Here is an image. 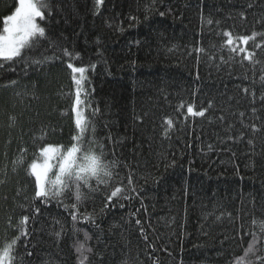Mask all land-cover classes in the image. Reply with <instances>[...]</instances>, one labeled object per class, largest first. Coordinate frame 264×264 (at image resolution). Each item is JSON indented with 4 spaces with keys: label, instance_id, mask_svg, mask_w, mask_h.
Instances as JSON below:
<instances>
[{
    "label": "trees",
    "instance_id": "16d2710c",
    "mask_svg": "<svg viewBox=\"0 0 264 264\" xmlns=\"http://www.w3.org/2000/svg\"><path fill=\"white\" fill-rule=\"evenodd\" d=\"M49 3L46 21L37 20L46 40L25 57L46 62L0 60V250L19 235L23 209L39 207L11 264H78L74 245L85 233L92 251L83 252V264H228L233 253L243 262L231 238L252 218L264 221V37L249 41L260 61L250 64L230 52L224 33H264V0ZM17 6L0 0V34ZM69 63L87 69L82 139L94 125L105 163L117 162L107 186L81 188L87 198L75 222L56 201L34 199L30 168L42 159L39 146L65 150L80 134L73 110L80 74ZM189 105L208 110L193 116ZM129 174L136 191L105 206L106 194L118 181L127 185ZM61 199L75 202L74 189Z\"/></svg>",
    "mask_w": 264,
    "mask_h": 264
},
{
    "label": "snow or ice",
    "instance_id": "6c2138e0",
    "mask_svg": "<svg viewBox=\"0 0 264 264\" xmlns=\"http://www.w3.org/2000/svg\"><path fill=\"white\" fill-rule=\"evenodd\" d=\"M103 3L104 0H96L97 5H102ZM52 7L49 0H18V6L15 8L14 14H10L4 18L5 27L3 28V34H0V60L9 62L19 58L25 63L35 64L37 66L46 62L47 57L43 59H25V57L28 52L41 44V38L46 40L45 26H42L37 20L39 19L41 22H45V11L51 12ZM163 14L160 13V15ZM131 19L135 20L136 18L132 17ZM207 23L211 24V19ZM224 35L227 37L226 45L230 46V52L243 54L241 63L243 61H248L250 64L260 63L255 58V50H250L247 46L249 45V41H254L258 35L264 37V33L253 32L251 35H238L233 38V33L228 31ZM260 47L262 45L259 43L254 45V49H259ZM196 51L203 52L204 49L198 48ZM64 54L70 55L67 50H64ZM209 58L214 59L215 57L210 56ZM220 59H223V57L221 56ZM0 67H3V64H0ZM68 67L72 69L73 73L80 74L79 79L73 77L77 85L73 110L76 113L75 124L80 129V134L72 137V140L76 142L72 143L71 147L66 151L63 150V146L52 144L39 146V155L42 157V162H32L30 168L32 175L35 177L34 199H40L44 203L56 201L69 211L71 219L75 222L79 213L78 206L87 198L86 194L81 191V188L87 187L90 192H96L99 190L100 185L107 186L113 179V171L111 168H115L117 162L111 161L110 163H105L108 155L105 153L103 145H99L97 148L98 141L94 138V125L90 127L91 138L82 139L85 131V121L81 114V105L84 101L81 99L80 86L85 81L84 73L87 69L82 66H74L71 63L68 64ZM261 81H264V76H261ZM11 83L14 84L15 81ZM242 91L255 99V92L250 93L249 88H243ZM261 99L264 101V97H261ZM209 107H211V103ZM207 110L204 108L195 110L191 105L187 107V112L193 116L203 117ZM95 111H98V109L94 110L90 115L94 116ZM252 111L255 112L256 109L253 108ZM240 115L243 116L244 113H240ZM167 123L171 124V119ZM251 127L253 130H256L254 124ZM24 151L27 152V149H24ZM112 154L114 155V150ZM53 176L54 178H52ZM93 181L95 182V186H93ZM3 182L0 181V183ZM132 185L133 177L131 174L127 177V185H124L123 181H118L117 186L106 194L104 198L105 206L111 204L114 198H130L124 194L128 191H136ZM73 189L75 202L71 205L64 204L61 198L66 197V194L67 196H71ZM39 212V207H34L31 211L27 208L23 209V214L20 216L16 225L19 235L0 250V264H11L13 259L12 253L16 244L18 242L23 244V240L28 238L30 235L28 225L31 217L32 215L39 214ZM82 218L94 222V217L91 214H83ZM135 223L141 225V220L137 219ZM254 225L259 226L258 232L252 230ZM9 226H11V219L9 220ZM141 231H143V226H141ZM57 236H59V233H57ZM89 239L90 237L85 233V242L79 244V246L74 245L76 251L81 253V256L78 257V264H83V260L87 259L83 255L84 251H87L89 254L92 251L91 248L85 249V244ZM231 239L239 241L237 249L243 250L244 258L243 262H237L235 253H233L228 264H264V221L258 222L255 218H252L247 225L242 224L237 230L236 236ZM245 242L247 243V248L243 247ZM24 246L26 254L30 256L32 253L27 251L26 245Z\"/></svg>",
    "mask_w": 264,
    "mask_h": 264
},
{
    "label": "rangeland",
    "instance_id": "374dc122",
    "mask_svg": "<svg viewBox=\"0 0 264 264\" xmlns=\"http://www.w3.org/2000/svg\"><path fill=\"white\" fill-rule=\"evenodd\" d=\"M3 34V33H2ZM80 77L76 76V79H79ZM73 109H74V105H73ZM81 114H82V118L84 119V112L83 109L81 108ZM74 115H75V120H76V113L74 111ZM67 149H65L64 151H66ZM37 162H42V159L37 161Z\"/></svg>",
    "mask_w": 264,
    "mask_h": 264
}]
</instances>
